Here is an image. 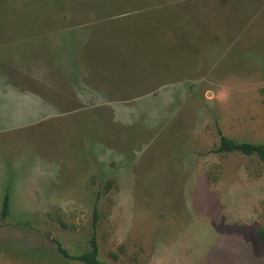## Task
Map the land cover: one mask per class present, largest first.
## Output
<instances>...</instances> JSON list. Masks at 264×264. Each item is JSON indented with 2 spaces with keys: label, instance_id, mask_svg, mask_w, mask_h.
I'll return each instance as SVG.
<instances>
[{
  "label": "rangeland",
  "instance_id": "obj_1",
  "mask_svg": "<svg viewBox=\"0 0 264 264\" xmlns=\"http://www.w3.org/2000/svg\"><path fill=\"white\" fill-rule=\"evenodd\" d=\"M221 134L264 142V0H0V264H264Z\"/></svg>",
  "mask_w": 264,
  "mask_h": 264
},
{
  "label": "trees",
  "instance_id": "obj_2",
  "mask_svg": "<svg viewBox=\"0 0 264 264\" xmlns=\"http://www.w3.org/2000/svg\"><path fill=\"white\" fill-rule=\"evenodd\" d=\"M220 153H240L245 156H257L264 165V142L263 143H250V142H236L221 134V145L218 149ZM11 197L6 193L3 200V207L1 217L5 220L10 213ZM259 238L262 246L264 247V228L259 230ZM58 252L66 259L77 261L81 264H108L100 260L99 246L95 236L92 237L90 248L80 255H70L69 252L57 243Z\"/></svg>",
  "mask_w": 264,
  "mask_h": 264
}]
</instances>
